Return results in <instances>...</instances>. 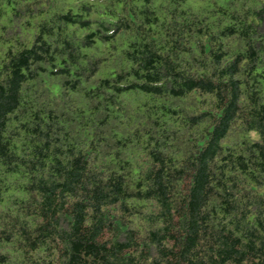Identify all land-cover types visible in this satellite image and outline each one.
I'll list each match as a JSON object with an SVG mask.
<instances>
[{
  "label": "trees",
  "instance_id": "trees-1",
  "mask_svg": "<svg viewBox=\"0 0 264 264\" xmlns=\"http://www.w3.org/2000/svg\"><path fill=\"white\" fill-rule=\"evenodd\" d=\"M0 264H264V0H0Z\"/></svg>",
  "mask_w": 264,
  "mask_h": 264
},
{
  "label": "rangeland",
  "instance_id": "rangeland-1",
  "mask_svg": "<svg viewBox=\"0 0 264 264\" xmlns=\"http://www.w3.org/2000/svg\"><path fill=\"white\" fill-rule=\"evenodd\" d=\"M255 134H252V136H254Z\"/></svg>",
  "mask_w": 264,
  "mask_h": 264
}]
</instances>
